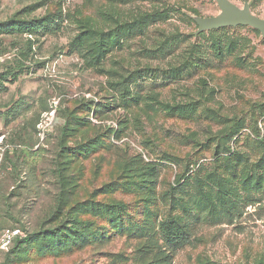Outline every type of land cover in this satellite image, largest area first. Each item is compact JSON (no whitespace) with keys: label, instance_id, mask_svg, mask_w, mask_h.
Listing matches in <instances>:
<instances>
[{"label":"rangeland","instance_id":"rangeland-1","mask_svg":"<svg viewBox=\"0 0 264 264\" xmlns=\"http://www.w3.org/2000/svg\"><path fill=\"white\" fill-rule=\"evenodd\" d=\"M231 1L264 18V0ZM219 13L0 0V264H264V36L200 30Z\"/></svg>","mask_w":264,"mask_h":264},{"label":"water","instance_id":"water-1","mask_svg":"<svg viewBox=\"0 0 264 264\" xmlns=\"http://www.w3.org/2000/svg\"><path fill=\"white\" fill-rule=\"evenodd\" d=\"M216 1L220 8V13L215 16L200 19L198 21L200 24V30L250 25L258 29L264 36V18L256 15L251 10L249 2H246L244 6L241 7L231 0Z\"/></svg>","mask_w":264,"mask_h":264},{"label":"trees","instance_id":"trees-1","mask_svg":"<svg viewBox=\"0 0 264 264\" xmlns=\"http://www.w3.org/2000/svg\"><path fill=\"white\" fill-rule=\"evenodd\" d=\"M114 206L111 205L113 209ZM93 226V222L88 221H77L73 223L74 231L79 234L80 237H85V230L90 229ZM160 231L163 233L167 244L171 250H177L188 243L190 240V233L185 229V227L177 220H165L162 221L159 225ZM59 228H53L49 231V234L53 237H59L60 232ZM32 236H22V232L14 238L12 246L16 248L19 242H30Z\"/></svg>","mask_w":264,"mask_h":264},{"label":"built area","instance_id":"built-area-1","mask_svg":"<svg viewBox=\"0 0 264 264\" xmlns=\"http://www.w3.org/2000/svg\"><path fill=\"white\" fill-rule=\"evenodd\" d=\"M3 159V156L0 152V166H1V161ZM20 234L19 229H7L6 232L4 233L3 236V244L4 245H9L14 241V238Z\"/></svg>","mask_w":264,"mask_h":264}]
</instances>
